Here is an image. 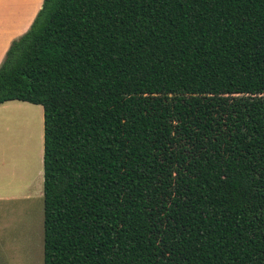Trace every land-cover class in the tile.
<instances>
[{"label":"trees","instance_id":"obj_1","mask_svg":"<svg viewBox=\"0 0 264 264\" xmlns=\"http://www.w3.org/2000/svg\"><path fill=\"white\" fill-rule=\"evenodd\" d=\"M10 100L43 108V264H264V0H43Z\"/></svg>","mask_w":264,"mask_h":264},{"label":"rangeland","instance_id":"obj_2","mask_svg":"<svg viewBox=\"0 0 264 264\" xmlns=\"http://www.w3.org/2000/svg\"><path fill=\"white\" fill-rule=\"evenodd\" d=\"M38 1L0 0V48L27 31ZM42 153V106L0 104V264H43Z\"/></svg>","mask_w":264,"mask_h":264},{"label":"crops","instance_id":"obj_3","mask_svg":"<svg viewBox=\"0 0 264 264\" xmlns=\"http://www.w3.org/2000/svg\"><path fill=\"white\" fill-rule=\"evenodd\" d=\"M41 1L43 2V0H39L38 3H37L38 5H37L36 9H38V10L41 8V5H42ZM36 12H37V10L33 11L31 13L30 17L24 22V24H23V26H22V28L20 30V33L22 31L24 32L28 28V26L31 24V22L33 20V17L36 14ZM8 44H10V43L9 42H6V43H3L2 44V48H0V60H1V57L2 56H5L4 55V52L7 51L8 47H9Z\"/></svg>","mask_w":264,"mask_h":264}]
</instances>
